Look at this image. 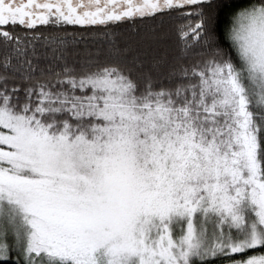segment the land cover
Here are the masks:
<instances>
[{"label":"snow or ice","instance_id":"snow-or-ice-1","mask_svg":"<svg viewBox=\"0 0 264 264\" xmlns=\"http://www.w3.org/2000/svg\"><path fill=\"white\" fill-rule=\"evenodd\" d=\"M0 264H264V0H0Z\"/></svg>","mask_w":264,"mask_h":264},{"label":"trees","instance_id":"trees-1","mask_svg":"<svg viewBox=\"0 0 264 264\" xmlns=\"http://www.w3.org/2000/svg\"><path fill=\"white\" fill-rule=\"evenodd\" d=\"M154 23V22H152ZM167 23V21H166ZM129 27V25H123L122 29H127ZM41 30H44L43 28ZM71 31V29H69ZM168 45L171 46L174 43V39L170 36L169 40L167 41Z\"/></svg>","mask_w":264,"mask_h":264}]
</instances>
